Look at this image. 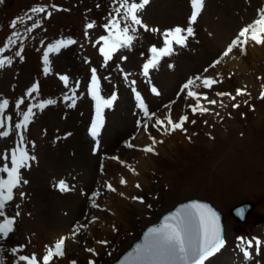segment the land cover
<instances>
[{
    "label": "rangeland",
    "instance_id": "374dc122",
    "mask_svg": "<svg viewBox=\"0 0 264 264\" xmlns=\"http://www.w3.org/2000/svg\"><path fill=\"white\" fill-rule=\"evenodd\" d=\"M52 5L69 11H56ZM33 6H45L53 11V16L44 20L43 28L32 34L24 33L23 25L18 26L27 36L24 61L16 58L11 68L0 71V99H9L5 116L12 117V128L9 129L6 121L5 128L0 129L12 133L7 138L0 137V155L9 150L10 159V150L19 139L14 125L22 119L26 107L46 99L58 102L43 112L34 109V121L26 131L19 130L29 144L30 154L37 160L31 162L30 169L21 170L23 179L29 181L23 188L27 197L21 202L17 196L8 208V215H14L15 204L21 203V215L14 232L6 240L0 238V264H14L8 250L15 246H25L19 254L31 257L34 253L40 264L34 250L38 246L37 238L43 233L44 236L65 234V243L68 241L70 246L68 255H76L75 247L83 243L86 228L110 215L109 203L112 207L128 205L134 221L133 227L120 228V244L106 250L99 261H92V264H115L147 227L157 223L176 205L193 199L209 202L226 217V245L211 258V264H264V98H261L264 46L250 42L246 55L241 54L240 49L226 57L222 55L239 30L259 18V11H264V0H205L201 16L194 25L195 38H190L188 48L178 49V54L164 58L158 69L150 71L149 77L142 75V65L150 56V46L161 45L158 33L152 31L140 29L133 47L118 50L104 66L99 53V48L103 47L100 37L108 35L102 25L115 6L114 0H3L0 3V47L7 43L10 22L25 16ZM190 12L189 0H150L140 15L149 29L164 30L176 25L186 26ZM89 22L94 23L93 29H86ZM69 38L77 43L60 54H53L50 72L44 74L42 52L47 44ZM3 55L10 53L5 51ZM217 60L219 63L210 67ZM170 64L174 68H170ZM93 67L97 69L102 96H118L112 109L105 110V124L96 140L89 131L95 112V102L88 92ZM60 75L69 77L67 86L59 80ZM197 75L218 81L212 89H192L217 101L211 105L201 100V105L209 109L203 115L199 109L196 114L191 113L188 106L195 101L187 98L188 90L181 92L182 84ZM34 83L38 85V92L29 95L27 90ZM195 84L200 85L201 81L196 80ZM153 86L160 95L151 92ZM133 88L140 93L150 114H155L147 131L137 127L138 109ZM238 89L245 94L236 95ZM216 93H230L236 99ZM65 94L76 99L75 107L65 106L62 100ZM20 98H24L25 104L17 110L14 105ZM234 104L239 107L234 108ZM184 115L189 116L184 125L186 133L176 130L165 135L152 127L156 119L166 120L170 116L174 122H179ZM69 132L72 135L64 139ZM159 136L163 143L155 145L158 155L144 152L143 148L152 145V137L156 140ZM170 140L177 144L172 145ZM30 142L35 143L34 148ZM97 143L100 151L93 155ZM163 148L166 149L164 154ZM113 157H119V161ZM148 157L155 158L158 165L149 167V182L145 184L134 177L139 175L140 160ZM62 178L70 188L74 184L75 190L66 193L55 190L53 182ZM121 179L127 184L121 185ZM131 182L141 185L132 197H143V203L125 193ZM107 183L117 191H105ZM97 190L100 194L95 202L99 208L92 207L89 199ZM82 191L87 195H82ZM245 202L255 203V209L250 220L241 224L232 218L230 209ZM94 217L98 219L92 222ZM84 225L87 227H81ZM76 228L80 229L78 235H74ZM239 238L253 241L249 249L251 259H246L238 246ZM253 238L261 241L258 253ZM85 264H89V260Z\"/></svg>",
    "mask_w": 264,
    "mask_h": 264
},
{
    "label": "snow or ice",
    "instance_id": "6c2138e0",
    "mask_svg": "<svg viewBox=\"0 0 264 264\" xmlns=\"http://www.w3.org/2000/svg\"><path fill=\"white\" fill-rule=\"evenodd\" d=\"M3 0H0L2 3ZM150 4V0H114V8L109 11L105 17L106 23L102 25L107 30L108 35L100 37L103 41V47L99 48V53L103 57L104 66L113 59L114 53L120 49H131L139 39L138 33L140 29L144 31H152L158 33L161 40V45L150 46V56L146 59V62L142 65V75L149 77L150 71L158 69L161 61L164 58H171L178 54V49H186L189 46L190 38H195L194 25L197 23L198 18L204 9L205 0H189L190 15L187 18L186 26L176 25L168 29L160 30L159 28L149 29L148 25L143 22L140 13L145 10L146 6ZM99 7V6H98ZM52 8L56 11H69V9L60 8L57 5H52ZM259 11V10H258ZM46 14V15H41ZM53 11H49L45 6H33L29 9L28 13L23 17H17L13 19L9 28L11 32L7 37L6 45L0 47V71L6 68H11L16 62V58L20 62L24 61V42L27 36L19 31L20 25L24 26V33L32 34L36 29L43 28V21L51 19ZM31 22V23H29ZM94 23L89 22L86 25V29H93ZM47 31L46 28L43 29ZM211 35V34H209ZM255 45L264 46V11H259V18L255 19L252 23L244 26L239 30L235 38L231 40L226 50L222 53L223 56H228L235 49H240L241 54L246 55V47L249 43ZM74 39H57L54 43H48L46 50L42 52V72L49 74L50 57L53 54H60L62 50L68 49L70 46L76 44ZM18 46V47H17ZM13 49H17L13 51ZM7 51L9 56H4L3 53ZM143 55V53H142ZM121 59H127V57H121ZM219 60L215 61L210 67H214ZM170 68H174L173 64L169 65ZM205 72L208 69H204ZM106 79H110L106 77ZM59 80L64 85L69 84V77L67 75H60ZM200 80L201 84L196 85L195 81ZM218 83L213 78H203L200 75L194 78H188L181 86V92L188 90L187 98L195 101L194 104L189 105L192 114H196L197 110H200V114L208 112L209 109L201 105V100H206L209 104L215 105L217 101L215 99H208L207 94H200L195 90V87H203L204 89H212L213 85ZM28 94L37 93L38 85L33 84L28 90ZM135 92V101L137 102L138 119L137 127H143L147 131L149 122L153 120L154 113L150 114L148 107L145 105V101L141 98L139 92L136 89H132ZM90 98L95 102L94 118L90 122V136L93 140H96L101 133V130L105 124V110L112 109L114 102L118 99L116 94L111 95L110 98H104L101 94V84L97 77V69L91 68V83L88 88ZM151 92L156 95H160L157 88L153 86ZM245 94L242 90H237L236 95ZM217 96L228 95L231 99L235 100L236 96H232L230 93H216ZM261 98H264L262 93ZM62 100L66 107L73 108L76 106L77 101L72 96L63 95ZM56 99H46L44 102H38L26 107V111L22 112V119L18 120L14 129L18 131L19 139L13 149L0 155V159L3 160V164L0 165V238L7 239L11 233L15 230V224L17 218L20 217L21 203L15 204L14 215H8V208L13 201L19 196V200L23 202L27 197V193L23 191L29 181L23 179L22 169H30L31 162L37 160L34 154L29 152V144L25 142V136L23 132L26 131L27 126L34 121L36 111L43 112L48 106H54L57 104ZM25 104L24 98H20L14 105L15 109L19 110L21 105ZM10 101L7 98L0 99V129L5 128V122H8L9 129L12 128L11 115L5 116L6 110L9 108ZM234 108L239 107L238 104L233 105ZM143 121V123L141 122ZM189 121V116L184 115L180 118L179 122H174L169 116L166 120L156 119L152 124V127L161 131L167 135L176 130L186 133L185 123ZM195 120L191 123L195 124ZM207 123V122H205ZM10 130L0 131V137L7 138L11 135ZM72 133H66L64 139L71 136ZM149 135H151L149 133ZM59 139V137H57ZM191 139V137H189ZM31 147H35L34 142H30ZM157 143H163V141H156L152 137V145L143 148V151L149 154L158 155L155 145ZM128 147L133 145L128 144ZM100 151L98 143L93 147V155H96ZM119 161V157H113ZM10 164V166H9ZM101 174L104 173L103 163L100 168ZM135 171V170H133ZM138 175V173H136ZM121 185H126L127 181L120 180ZM137 189L141 188L139 183H136ZM53 188L60 193H66L75 190L73 184L71 188L66 179H60L53 182ZM19 191L17 192V190ZM105 191L116 192L117 189L107 183L104 187ZM82 195H87L82 191ZM99 190L95 191L89 199L92 201L91 206L99 208L100 205L95 201L99 198ZM121 196L124 193H120ZM133 200H138L143 203V197H132ZM149 207H151L149 205ZM244 210L240 209L239 214L242 216ZM29 215H31L29 213ZM98 219L93 218L92 222ZM81 227H87L86 225ZM80 229L76 228L74 235L79 234ZM66 237L60 238L54 243V246H47V252L42 256V264H50L52 260L63 259L66 256L65 241ZM257 247V253L259 252V246L261 241L258 238H253ZM98 243L106 245L107 241H98ZM226 241L222 235V229L220 225V218L216 211L213 210L207 203H201L193 201L188 204L182 205L176 212L165 217L163 224L159 227L150 228L145 236V243L138 245L136 252L130 257L131 264H211V258L215 257L225 247ZM238 246L242 249L246 259H251L249 249L253 246V241H244L243 238H239ZM25 246H15L10 248L9 254L14 257V264H38L37 257L33 253L31 257L25 254H19L23 251ZM86 251L96 254L92 248H87ZM69 264H77L75 260L69 262ZM89 264H92L90 261Z\"/></svg>",
    "mask_w": 264,
    "mask_h": 264
},
{
    "label": "bare ground",
    "instance_id": "6f19581e",
    "mask_svg": "<svg viewBox=\"0 0 264 264\" xmlns=\"http://www.w3.org/2000/svg\"><path fill=\"white\" fill-rule=\"evenodd\" d=\"M141 139V138H140ZM161 137L159 136L156 141H160ZM152 143V142H151ZM170 143L172 145H176L175 140H170ZM158 144V143H157ZM156 144V145H157ZM158 146V145H157ZM161 151V145L159 146ZM162 153H166V149H162ZM150 161V162H149ZM141 163L138 164L139 168V175L137 177H134V179H137L139 181L145 182L147 184L149 182V167H156L158 163L154 159H141ZM138 190L136 189L135 185L129 183V186L126 187L125 193H129V196H133L135 193H137ZM110 205V215H105L101 217V220L99 223L95 224L92 223V225H89L86 228V237L83 238V243L80 244V246L75 247L76 248V255H71V257L68 255L69 251V244L68 241L65 243V252L66 256L63 259L59 260H52L50 264H69L70 261L75 260L77 264H85L89 260L91 261H99L104 256V252L106 250H110V248L114 247L115 245L120 244V237L119 232L120 228L122 227H128L131 228L134 225V221L132 218V214H130V211L128 209V205L125 207L123 204L114 205L112 207L111 203ZM226 219V218H225ZM100 226V229L97 230V227ZM226 226V224H225ZM45 233L40 235L37 239V248L34 250L36 251L37 256H39L40 261L42 264V256L46 254L47 252V246H54V243L58 241L60 238H64L63 234L60 233L58 236H44ZM44 237V238H43ZM43 238V239H42ZM98 241H107L108 243L106 245L98 243ZM51 244V245H50ZM87 248H92L95 250L96 254L90 253L86 251Z\"/></svg>",
    "mask_w": 264,
    "mask_h": 264
},
{
    "label": "water",
    "instance_id": "95a60500",
    "mask_svg": "<svg viewBox=\"0 0 264 264\" xmlns=\"http://www.w3.org/2000/svg\"><path fill=\"white\" fill-rule=\"evenodd\" d=\"M193 201H197V202H201V203H207L210 207L213 208L214 211L217 212L219 218H220V225H221V229H222V235L224 237V234H225V216L220 212L218 211L217 209H215L209 202H206V201H202V200H197V199H194V200H190V201H187L185 203H181L179 205H177L173 210H171L170 212H168L167 214H165L161 220L156 223V224H153L152 226H150L149 228H147L145 230V232L143 233L141 239L139 241H137L136 243H134L132 245V247L127 250L116 262V264H131V261H130V257L136 252V249H137V246L138 245H143L145 243V236L147 235L148 233V230L150 228H154V227H159L161 224H163L164 222V219L165 217L171 215L172 213L176 212L177 209H179L182 205L184 204H188V203H191ZM254 208V204L253 203H250V202H246V203H243L235 208H233L231 210V214L236 218L238 219L239 221L241 222H245L249 216V214L251 213L252 209ZM240 209H243L244 212H243V215L241 216L239 214V210Z\"/></svg>",
    "mask_w": 264,
    "mask_h": 264
}]
</instances>
